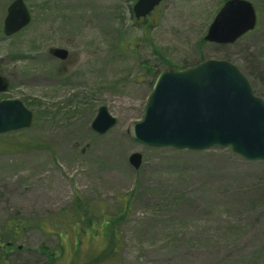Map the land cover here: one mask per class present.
I'll use <instances>...</instances> for the list:
<instances>
[{
    "label": "rangeland",
    "instance_id": "rangeland-1",
    "mask_svg": "<svg viewBox=\"0 0 264 264\" xmlns=\"http://www.w3.org/2000/svg\"><path fill=\"white\" fill-rule=\"evenodd\" d=\"M14 1L0 0V75L10 81L0 100L22 101L34 120L0 135V264H264V161L149 147L133 134L170 67L229 61L264 100V0H248L257 27L229 45L204 41L226 0H165L139 20L138 0H25L31 24L6 37ZM102 106L117 124L98 134ZM77 204L90 221L80 213L77 225H47ZM119 216L120 253L103 256L105 223ZM11 218L46 227L18 237L5 229Z\"/></svg>",
    "mask_w": 264,
    "mask_h": 264
},
{
    "label": "water",
    "instance_id": "water-1",
    "mask_svg": "<svg viewBox=\"0 0 264 264\" xmlns=\"http://www.w3.org/2000/svg\"><path fill=\"white\" fill-rule=\"evenodd\" d=\"M164 0H138L137 19L146 18ZM32 21L25 0L8 8L4 34L19 33ZM258 23L254 5L248 0H227L210 25L204 40L219 45L235 44ZM50 53L67 60L69 52L54 48ZM10 88L0 75V93ZM33 113L20 100L0 101V135L27 129ZM117 124L102 106L92 129L105 134ZM134 137L150 147H173L203 151L212 147L230 148L248 161H264V100L255 95L249 79L233 63L204 60L195 66L163 70L147 102L144 117L134 125ZM131 164L139 169L143 156L134 153Z\"/></svg>",
    "mask_w": 264,
    "mask_h": 264
},
{
    "label": "trees",
    "instance_id": "trees-1",
    "mask_svg": "<svg viewBox=\"0 0 264 264\" xmlns=\"http://www.w3.org/2000/svg\"><path fill=\"white\" fill-rule=\"evenodd\" d=\"M172 66V65H170ZM151 69V71L149 72L150 74H152V76L156 77V70H153L152 68H148ZM80 213H82L84 215L85 218H89L88 220H91V215H92V210H89V208H84V206H82L81 204H77L76 205V209L73 213V215L71 217H68L66 220H57L55 222L52 223H47V225L52 226L53 228H55V230L60 229L61 226H70L72 224L77 225L78 221L80 220L79 215ZM124 219L126 218L125 216H123ZM121 217L119 216L118 218L115 219H111L109 220L107 223H105V229H106V236L108 239L106 248L103 251V256H107L109 257L111 256H116L120 253V244L117 240L116 237V233H115V229H117V227H115V225L118 224V221H120ZM105 216H104V220H105ZM88 221V223H89ZM33 226H36L37 228H42L45 229L46 224L42 223V222H38V223H34L33 221H31L30 219H15V218H11L7 224V226H5V229L8 231L10 230V232L14 233L16 236L21 237L24 236L29 230H31L33 228ZM13 246V244L11 245ZM56 259V257H55ZM54 259V260H55ZM3 262V261H1ZM46 264H53V259L51 258L50 261Z\"/></svg>",
    "mask_w": 264,
    "mask_h": 264
}]
</instances>
